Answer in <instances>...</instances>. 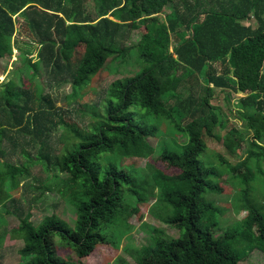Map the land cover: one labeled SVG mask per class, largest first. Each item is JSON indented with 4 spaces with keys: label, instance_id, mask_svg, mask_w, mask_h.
<instances>
[{
    "label": "trees",
    "instance_id": "obj_1",
    "mask_svg": "<svg viewBox=\"0 0 264 264\" xmlns=\"http://www.w3.org/2000/svg\"><path fill=\"white\" fill-rule=\"evenodd\" d=\"M88 1L0 0V60L21 51L22 17L37 49L23 53L22 71L34 78L43 69L47 84L26 89L22 74L0 83V228L3 212L18 219L9 236L23 244L17 264H83L97 247L118 249L130 231L126 216L151 202L148 214L178 235L144 224L148 243L123 247L135 264H241L255 250L264 255V0H93L94 14ZM139 24L145 33L132 44ZM105 71L123 77L103 100L77 108L89 124L71 121L45 92L70 84L77 99ZM231 91L242 95L237 114L252 136L246 157L224 166L206 138L222 139L214 130L226 119L211 101ZM167 132L186 140L156 149L151 139ZM223 138L231 155L245 142L231 133ZM19 155L26 162L11 160ZM135 158H157L180 173L123 162ZM35 166L47 177L38 187L28 182L39 181ZM223 182L238 191L235 212L246 213L225 227L219 219L227 209L205 197L219 194ZM29 190L41 193L29 204L56 191L74 208V224L57 214L32 222L31 210L17 206ZM113 264L131 263L119 256Z\"/></svg>",
    "mask_w": 264,
    "mask_h": 264
},
{
    "label": "rangeland",
    "instance_id": "obj_2",
    "mask_svg": "<svg viewBox=\"0 0 264 264\" xmlns=\"http://www.w3.org/2000/svg\"><path fill=\"white\" fill-rule=\"evenodd\" d=\"M93 7V0H89L87 3L88 13L94 14ZM162 18H164V16H162ZM16 19L18 28L16 40L20 44L19 47H21V51H18V49H16L15 56H13V59L9 61L6 59L0 60V80H2L3 75L6 78L8 77L7 79L10 80L11 78H15L16 74H22V77L24 78V88L35 90L37 88V84H46L44 79L45 74L43 69H40L37 75L32 78L33 76L30 75V69H27V71H22V67L24 65L22 60L24 56L23 53H37V49L35 46L36 44L35 42H33V39L31 37V33L29 32L30 30L24 23V19L22 17H17ZM144 31L145 27L142 24H139L138 30L135 31L133 34L131 43L134 44V42H139L141 35L145 33ZM134 59H136V57ZM134 66L136 67V71L139 70V66ZM121 71H124V69H121ZM121 77H123L122 72L112 73L110 71H105L99 78L94 80L93 84L91 85V89L88 91V93H84L83 95L78 94L77 99H72L70 97L72 93V87L70 84L61 88H54L51 90H48L47 88H45V86L44 88L45 92H51L58 99L60 106L64 107L65 110H69L71 112L70 115L71 117H73L71 121H76L79 125H86L89 124V117L83 116L75 112L77 108L85 107L86 109V104L93 105L95 102H100L101 100H103L106 95V90L109 88V86ZM187 85L190 86L191 83L188 82ZM182 93L187 95V92L185 90H182ZM230 93L231 94H229L228 96L227 94H220L218 96V101H211L214 106L220 109L221 118L227 120H225L224 122V129L218 126L214 130L216 134H220L222 136V139L217 140L216 138H214V136L212 138H206L209 152H217L218 154H220L222 159L227 162L223 163L224 166H231V164L234 166L242 158H244V155L246 157L245 149L249 147V143L247 142V140L252 136V132L248 131L245 121L241 119L237 114L238 111H241L243 109L240 101L242 95L236 94L232 91ZM227 99L231 101L230 106L227 102ZM145 119L147 120V117ZM147 122L156 123V120L149 119L147 120ZM157 125L160 127L159 122H157ZM162 129L164 131H167L164 127H162ZM228 133H231L234 139L238 141H245L241 143V147L239 148L240 150L237 151L234 155H231L229 153L224 143L225 139L223 137H226ZM171 139H174L179 143H183L186 140V138L179 133H177V135L175 136L172 135L170 132H167L164 133V135H160L157 138L151 139V142L152 145L156 147V149H160L164 147L165 142H170ZM28 149L32 151L30 147ZM32 152H34V150ZM205 159L206 157L204 155L200 157V160L204 161L207 164L209 160ZM11 160L17 164H19L20 162H26V160L23 159L21 155L14 156ZM123 162L126 164H134L144 170H146V162H150L155 167H157V169L165 172L168 175H177L180 173V170L178 168H172L168 166L165 162L160 161L157 158L147 160L135 158L124 160ZM262 169L264 170V163L262 165ZM31 172L32 175L39 178V181L35 182L32 178H30L28 182L30 184H34V187L43 185L42 183L47 177L46 173L41 171V167L35 166L32 168ZM228 178L229 175L225 174L224 180H227ZM220 186L221 190L219 191V194L213 195V193L207 192L205 194V197L208 199L209 197L212 198L220 206L227 209V211L223 215H221L219 219L220 225L223 224V226L225 227L227 225L234 224L236 221L241 220L246 213H244L243 211L235 212L234 210L235 208L233 207V198L237 196L238 191L233 186H231L229 182H223ZM40 194L41 193L37 190H29L28 193L22 192L18 196V198L21 199L17 206L23 207L25 211H28L29 209L31 210L33 214V217L31 219L32 222L37 224L45 216L57 214L70 225L74 224L76 217L74 208L68 205L65 201H63L56 191H44L42 192L41 198H39L38 201H35L31 204L27 202L31 201L36 196H40ZM152 203L153 202H151L150 204ZM150 204H139L136 206L139 210L137 214H134L132 216H126V223L129 226L130 231L127 234V237L123 239V242L118 249H115L109 245L97 247L88 257L83 258L80 262L83 264H113L114 260L117 257L122 256L125 257L131 264H135L129 257L128 253H125L123 251V247L126 246L130 250H133L148 243L149 235L147 231H149L150 228L148 226L144 227V224H149L153 227H159L163 229L166 234L177 236L178 233H176L175 230L170 229L163 223L161 224L159 221L153 219L148 214ZM2 217H4L5 224H3V226L0 228V233H3V231H5L6 234H4L3 243L1 247V251L3 253V259L1 261V264H17V262L19 261L18 250L22 247L23 244L22 241L18 239L13 240L9 236L10 230L17 227L18 219L15 216L7 215L4 212L2 213ZM59 251L62 257L76 261V258L70 250L59 248ZM241 264H264V255L259 251L255 250L250 253L248 257H246L245 261H243Z\"/></svg>",
    "mask_w": 264,
    "mask_h": 264
},
{
    "label": "crops",
    "instance_id": "obj_3",
    "mask_svg": "<svg viewBox=\"0 0 264 264\" xmlns=\"http://www.w3.org/2000/svg\"><path fill=\"white\" fill-rule=\"evenodd\" d=\"M16 50V49H15ZM15 50H14V56H15ZM6 74V73H5ZM6 79V77L3 75L2 80H0V82H3Z\"/></svg>",
    "mask_w": 264,
    "mask_h": 264
}]
</instances>
